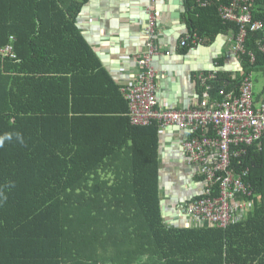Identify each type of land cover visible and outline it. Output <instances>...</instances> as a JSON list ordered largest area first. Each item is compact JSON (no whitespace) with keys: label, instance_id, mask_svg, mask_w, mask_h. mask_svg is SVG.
Wrapping results in <instances>:
<instances>
[{"label":"trees","instance_id":"obj_1","mask_svg":"<svg viewBox=\"0 0 264 264\" xmlns=\"http://www.w3.org/2000/svg\"><path fill=\"white\" fill-rule=\"evenodd\" d=\"M204 1L206 7L198 4ZM85 2L0 0V51L9 45L14 56L0 54V264H64L63 250L84 237L79 227L85 221L73 218L88 217L93 225L95 215L117 217V224L131 227L128 242L144 244L149 264H264V136L229 166L235 176L249 171L244 181L253 205L244 220L224 230L165 226L158 126L130 125L119 86L110 82L76 28ZM232 2L184 0L187 34L207 44L218 34L237 32L217 13L219 5ZM252 18L261 30L247 33L234 78L217 70L210 100L221 90L237 93L246 77L264 78L258 50L264 0H255ZM181 41V53L193 47L190 39ZM224 61L218 58L216 67ZM80 72H94L115 94H102L94 108L82 100L83 92L76 95L74 78ZM253 97L255 103L264 100V87Z\"/></svg>","mask_w":264,"mask_h":264},{"label":"crops","instance_id":"obj_2","mask_svg":"<svg viewBox=\"0 0 264 264\" xmlns=\"http://www.w3.org/2000/svg\"><path fill=\"white\" fill-rule=\"evenodd\" d=\"M198 4L206 7L209 2ZM185 10L184 0H87L77 16L76 28L110 82L119 86L120 92L137 69V57L147 49L146 26L149 18L153 17L156 24L150 43L156 52L151 61L155 72L156 107L189 109L202 103V90L196 73H217L218 70L231 73L234 78L240 71V64L233 51L236 31L218 34L213 41L197 44L193 51L181 53L179 42L188 30ZM217 13L220 17V6ZM231 24L238 31L237 25ZM221 56L225 58L224 66L217 68L216 61ZM101 81L94 72L88 75L80 72L74 78L76 95L83 92L82 100L88 99L89 104L96 108L102 94H115L111 84ZM215 98L217 100L210 101L222 99L218 93ZM158 129V182L163 223L171 228L195 227L187 226L191 219L182 215L184 213L181 214L178 207L201 194L203 183L187 166L180 145L183 133L175 127ZM94 202L101 204L99 197ZM73 219L78 223L85 221L79 227L84 237L76 247L63 250L64 264H140V261L141 264H149L148 255H143L144 244L139 247L128 242L133 239L127 232L131 227L117 224V217L95 215L93 225L87 222L88 217ZM74 227L71 226L72 229ZM123 239L124 243L121 242ZM74 253L76 257H73Z\"/></svg>","mask_w":264,"mask_h":264},{"label":"built area","instance_id":"obj_3","mask_svg":"<svg viewBox=\"0 0 264 264\" xmlns=\"http://www.w3.org/2000/svg\"><path fill=\"white\" fill-rule=\"evenodd\" d=\"M253 0H233L230 7H222L220 18L238 27L233 51L237 54L243 49V43L248 32L261 30V24L252 18L250 6ZM154 18H149L146 33L151 34ZM264 33V32H263ZM195 40V35L192 36ZM187 39H183L184 45ZM258 50L264 55L263 42ZM10 47L5 48L9 52ZM156 55L151 44L138 57V64L144 67V72L134 78L132 89L128 94L129 118L132 125H148L156 120L162 125L176 124L180 128L190 129L184 139L183 148L190 163L198 166L199 173L205 177L206 189L190 202L187 216L191 222L187 226L224 228L229 223L244 219L249 205L246 200L251 196L250 187L239 177H234L228 170L232 158H240L246 154L250 146H259L264 136V100L255 103L252 82L244 78L233 90L218 92L222 103L209 102L211 82L215 80L216 72H198L196 79L202 90L201 103L198 110L183 112H157L153 109L155 98L152 80L155 72L151 67L152 58ZM211 130L214 134L206 136ZM202 133L196 135V132ZM234 147L233 151L230 150ZM219 173H224L221 177ZM219 182L217 189L210 188ZM196 200V201H195Z\"/></svg>","mask_w":264,"mask_h":264},{"label":"bare ground","instance_id":"obj_4","mask_svg":"<svg viewBox=\"0 0 264 264\" xmlns=\"http://www.w3.org/2000/svg\"><path fill=\"white\" fill-rule=\"evenodd\" d=\"M255 0H253V2H254ZM232 4V3H231ZM200 6H203V4H199ZM220 6V10H221V8L222 7H230L231 5H229V6H224V5H219ZM252 10L250 9V12H251ZM151 18H153V17H151ZM155 24H156V22H155V19H154V27H153V29H152V33L149 35V34H147L146 33V35H147V44H146V46L148 45V44H151L150 42V39L154 36V30H155ZM182 39H190L191 40V43H192V45H193V47L192 48H190L189 49V51H193L194 50V48H195V46L197 45V44H199V42H198V40L197 39H195V40H193L192 39V36H190V35H188V34H186ZM181 39V40H182ZM180 40V41H181ZM179 46L181 47V45H180V42H179ZM6 47H10V51L9 52H5V48ZM3 50H1L0 51V54H2L3 56H10L11 58H14V56H13V54L11 53V46H6ZM234 55L236 56L237 54L236 53H234ZM144 72V67L142 66V65H140V64H138V62H137V69H136V71L131 75V77L124 83V85H123V87L121 88V92H122V94H123V97H124V99H125V101H126V103H127V106H128V111H127V114H126V117L128 118V120H129V123H130V125L131 126H135V127H148V126H150V125H152V124H157V126H158V128H160V129H162V128H167V127H175V128H177L180 132H182L183 133V136H182V139H181V142H180V145H181V149H182V151H183V154H184V158H185V160H186V163H187V166L189 167V168H191V169H193L194 170V175L197 177V178H199L200 179V181L203 183V191L206 189V181H205V177L203 176V175H201L200 173H199V169H198V166L197 165H195V164H193V163H190L189 162V159H188V157H187V155H186V153H185V150H184V148H183V142H184V139L187 137V135H189V130L190 129H183V128H180L178 125H176V124H169V125H162L161 123H159L158 121H156V120H153V121H151L148 125H132L131 124V122H130V118H129V116H128V114H129V100H128V94H129V91H130V89H132V86H133V83H134V78L138 75V74H141V73H143ZM215 80H216V77H215ZM198 84H199V82H198ZM152 87H153V95H154V98H155V105H154V107H153V109L155 110V111H157V112H165V111H171V112H183V111H193V110H198L199 109V107L200 106H195L194 108H189V109H159V108H157L156 107V85H155V78L152 80ZM209 99V102H210V104L211 103H215V104H220V103H222V99L220 100V101H210V98H208ZM201 100H202V102H204L205 100L202 98V94H201ZM202 133V130H199L198 132H196V135H199V134H201ZM213 132L209 129L207 132H206V136L207 137H211V136H213ZM261 143V142H260ZM233 149H234V147H231L230 148V150L231 151H233ZM228 170L230 171V169H229V167H228ZM232 171V170H231ZM233 172V171H232ZM248 170H245V171H243L242 173H241V176H235V174H234V172H233V175H234V177H239L242 181H243V183L245 184V185H247V186H249L248 184H246L245 183V178H244V176H248ZM219 175H221V177H224L225 176V174L224 173H219ZM219 182H216L214 185H212L210 188H212V189H217L218 187H219ZM202 191V192H203ZM185 207V206H184ZM231 225V223H229L227 226H225L224 228H218V229H226V228H228L229 226ZM213 228H217V227H213Z\"/></svg>","mask_w":264,"mask_h":264},{"label":"rangeland","instance_id":"obj_5","mask_svg":"<svg viewBox=\"0 0 264 264\" xmlns=\"http://www.w3.org/2000/svg\"><path fill=\"white\" fill-rule=\"evenodd\" d=\"M251 81H252V91L254 93H259L262 90V88L264 87V78L260 74H255V75H252ZM110 184H111V182H110ZM195 198H196V200L200 199L199 197L195 196V197L191 198L189 201L184 202V204L181 205L180 207H178V209L180 208L179 211L181 212V214L184 213L182 215H186L187 216V214H188L187 213V208H188V206L191 203H193V202H190V201H192V199L194 200ZM246 203L249 205V210L248 211L252 210V205H253L252 201H250L249 198H248L246 200Z\"/></svg>","mask_w":264,"mask_h":264},{"label":"water","instance_id":"obj_6","mask_svg":"<svg viewBox=\"0 0 264 264\" xmlns=\"http://www.w3.org/2000/svg\"><path fill=\"white\" fill-rule=\"evenodd\" d=\"M183 7V6H182Z\"/></svg>","mask_w":264,"mask_h":264}]
</instances>
